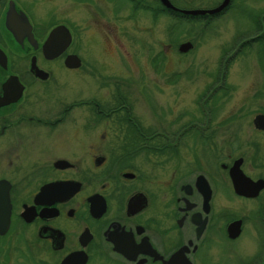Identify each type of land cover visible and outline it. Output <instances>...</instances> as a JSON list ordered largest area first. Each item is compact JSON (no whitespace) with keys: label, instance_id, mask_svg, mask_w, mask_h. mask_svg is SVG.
I'll list each match as a JSON object with an SVG mask.
<instances>
[{"label":"flooded vegetation","instance_id":"1","mask_svg":"<svg viewBox=\"0 0 264 264\" xmlns=\"http://www.w3.org/2000/svg\"><path fill=\"white\" fill-rule=\"evenodd\" d=\"M53 1L0 0V264H264V186L237 195L228 176L235 158L226 161V125L216 115L227 87L208 85L179 106L174 89L164 100L163 87H131L129 78L131 40L162 69L164 9L187 17L166 26L185 38L165 49L184 55L236 7L246 25L218 52L226 70L237 57L264 58V8L230 0L195 20L160 0H70L73 21ZM168 1L212 9L221 0ZM57 26L69 36L51 38ZM93 46L122 73H100L83 54ZM68 56L79 65L67 67ZM61 70L90 76L94 87H64L54 79Z\"/></svg>","mask_w":264,"mask_h":264},{"label":"rangeland","instance_id":"2","mask_svg":"<svg viewBox=\"0 0 264 264\" xmlns=\"http://www.w3.org/2000/svg\"><path fill=\"white\" fill-rule=\"evenodd\" d=\"M202 6L207 0H198ZM244 4L261 10L264 7V0H241ZM238 2V0H235ZM63 5L66 9L68 19L75 20L78 17L77 8L71 5L70 0H55L52 5ZM197 3V1L195 2ZM43 7L44 5L41 4ZM236 7L229 9L221 19L220 27L213 34H196L192 40L193 47L184 55L177 53L175 46L165 49V44L184 40V33H180V28L175 29L173 34H168L167 25L170 22L181 23L183 19L171 18L167 15L162 16V43L163 55L162 69L156 72L146 59V52L141 45L131 40L130 43V69L129 78L131 87H138V83L145 87H163L164 100H172V89L177 91L179 106H191L203 87H227L226 96L221 108L217 112V117H222L225 121V140H226V161L230 163L232 159L241 156V170L250 177L264 174V130L258 131L253 128L251 119L255 113L264 110V70L262 63L254 54H247L240 58L229 61L226 70L218 62V52L225 46L234 35V30L246 25L244 15L235 10ZM81 17V16H80ZM79 17V18H80ZM82 17H87L85 14ZM81 17V18H82ZM137 20H146L141 12L137 13ZM141 23V22H139ZM147 35V46L154 50V43L150 41L158 37L156 33ZM130 35H143V32L131 29ZM172 39V42H169ZM84 57L95 59L100 63V73L112 74L122 73V67L114 61L113 64L103 55L101 47H90L85 51ZM104 58V59H103ZM99 67V68H100ZM219 68V70H218ZM263 70V71H262ZM223 72V73H222ZM176 74H178L176 76ZM54 79L65 84L64 87H94L91 77L83 74L78 77L70 72L63 70L56 71ZM180 96V97H179ZM251 142L257 144V154L259 161L252 162L251 156L254 147ZM257 163L262 165L256 166ZM232 206H237V201L230 200ZM240 241L239 243H241Z\"/></svg>","mask_w":264,"mask_h":264},{"label":"water","instance_id":"3","mask_svg":"<svg viewBox=\"0 0 264 264\" xmlns=\"http://www.w3.org/2000/svg\"><path fill=\"white\" fill-rule=\"evenodd\" d=\"M162 5L170 10L177 11L183 15L197 16L203 15L205 13L212 14L221 11L225 8L230 0H221L220 3L212 9L204 8H192V9H178L175 8L168 0H160ZM61 33L66 38L69 36L68 31L64 26H57L53 28L50 32V37H54L56 34ZM191 47L190 42L186 41L180 43L177 47L179 52H184L185 50ZM64 63L69 68H75L79 65V61L75 56H68ZM252 125L255 129L264 130V114H256L252 118ZM242 162L241 157L235 158L230 167L228 168V176L231 182L232 189L235 194L245 196V197H254L257 192L264 186V181L261 178L252 180L246 176L240 169V164ZM237 223V221L233 222Z\"/></svg>","mask_w":264,"mask_h":264},{"label":"trees","instance_id":"4","mask_svg":"<svg viewBox=\"0 0 264 264\" xmlns=\"http://www.w3.org/2000/svg\"><path fill=\"white\" fill-rule=\"evenodd\" d=\"M230 9H231V8H230ZM163 12H164L165 15L168 14L166 9H164ZM171 18L185 19V18H187V17H182V16H179V15H176V16H173V17H171ZM189 18H190V19H195V20H202L203 17H202V16H196V17H189ZM176 28H177V26L173 27V30H175ZM260 61H261V63L264 64V58H260ZM177 75H178V74H176V76H177ZM250 144L252 145V144H254V143L251 142ZM255 152H256V151H253V154H252V156H251V160H252V162H254Z\"/></svg>","mask_w":264,"mask_h":264}]
</instances>
